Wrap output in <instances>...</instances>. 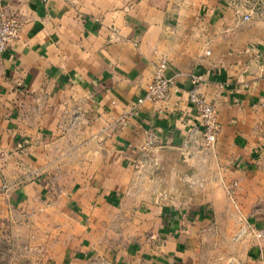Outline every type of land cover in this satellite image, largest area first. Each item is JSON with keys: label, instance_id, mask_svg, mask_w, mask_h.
Returning a JSON list of instances; mask_svg holds the SVG:
<instances>
[{"label": "crops", "instance_id": "1", "mask_svg": "<svg viewBox=\"0 0 264 264\" xmlns=\"http://www.w3.org/2000/svg\"><path fill=\"white\" fill-rule=\"evenodd\" d=\"M0 1L21 21L0 55L4 221L42 212L53 264H264V0ZM162 59L175 87L130 115ZM192 75L220 125L205 152L182 149Z\"/></svg>", "mask_w": 264, "mask_h": 264}, {"label": "built area", "instance_id": "2", "mask_svg": "<svg viewBox=\"0 0 264 264\" xmlns=\"http://www.w3.org/2000/svg\"><path fill=\"white\" fill-rule=\"evenodd\" d=\"M247 18L248 15H245L244 19ZM20 27L21 21L18 15L7 11L0 1V55L6 50L10 42L17 38ZM167 68L168 63L166 59H162L156 64L151 81L147 85L144 94L136 100V104L131 110L130 115H137L138 105L144 101L158 103L168 98L170 91L175 87L176 81L173 76L167 75ZM199 80L200 77L192 75V86L187 90V96L196 115L199 117L200 126L192 130V133L184 141L182 149L190 151V148H193L196 151L205 152L214 147L220 125L215 115L214 105L208 102L199 92ZM153 140L152 136H148L143 144L142 151L144 156L149 155ZM142 165V160H135L133 162V166L136 169ZM236 188V182L226 186V195L234 205H236Z\"/></svg>", "mask_w": 264, "mask_h": 264}, {"label": "rangeland", "instance_id": "3", "mask_svg": "<svg viewBox=\"0 0 264 264\" xmlns=\"http://www.w3.org/2000/svg\"><path fill=\"white\" fill-rule=\"evenodd\" d=\"M8 186L1 182L2 189ZM44 218L42 212L24 211L11 212L9 221L0 217V264H53L48 240L57 229L52 231Z\"/></svg>", "mask_w": 264, "mask_h": 264}]
</instances>
